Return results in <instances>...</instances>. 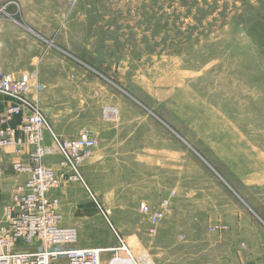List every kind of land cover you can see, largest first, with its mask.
<instances>
[{
  "label": "rangeland",
  "instance_id": "rangeland-1",
  "mask_svg": "<svg viewBox=\"0 0 264 264\" xmlns=\"http://www.w3.org/2000/svg\"><path fill=\"white\" fill-rule=\"evenodd\" d=\"M0 64L30 78L24 115L96 139L79 181L48 136L43 160L79 248L121 264H239L223 242L237 214L264 235V0H0ZM142 204L167 205L156 235Z\"/></svg>",
  "mask_w": 264,
  "mask_h": 264
},
{
  "label": "built area",
  "instance_id": "built-area-1",
  "mask_svg": "<svg viewBox=\"0 0 264 264\" xmlns=\"http://www.w3.org/2000/svg\"><path fill=\"white\" fill-rule=\"evenodd\" d=\"M28 91L30 78L23 76L16 79L4 73L0 64V93L15 101L0 116V154L11 147L16 148L18 153L24 152L25 146H31L33 150L31 166L21 162L14 164L17 174H29L24 192L15 196L0 211V264L117 263L111 260L113 256L107 260L106 249L79 248L77 229L61 225L59 200H48V194L57 189L58 180L54 171L43 164L44 158L55 152L53 145L49 146L47 136L55 144V150L61 154L62 166L70 168L72 177L77 181L81 179L80 163L95 149L96 139L83 132L78 138L62 140L50 128L40 110L35 109L31 114L24 115L29 105L24 93ZM19 115L22 121L12 125L13 119ZM2 174L0 162V177ZM166 206L150 207L142 204L140 212L155 225L164 217ZM121 242L124 246L122 250L128 254L125 243ZM120 254L117 252L115 256Z\"/></svg>",
  "mask_w": 264,
  "mask_h": 264
},
{
  "label": "crops",
  "instance_id": "crops-1",
  "mask_svg": "<svg viewBox=\"0 0 264 264\" xmlns=\"http://www.w3.org/2000/svg\"><path fill=\"white\" fill-rule=\"evenodd\" d=\"M13 104L14 102L12 101L1 100L0 114L4 113L5 110ZM20 121V117L17 116L13 119L12 125L15 126L19 124ZM27 153V149L21 154H18L15 149L9 148L0 154V162L3 169V174L0 177V211H3V209L12 202L17 188L24 186L28 180L26 173L17 174L14 171V164L18 162L17 157L27 162ZM236 218L237 221L235 224L227 226L229 235L223 236V242L228 239L233 240L235 244L234 247L238 250V257L240 259L239 264H264V258L260 259L262 254L259 255L255 249L257 241H262L264 243V235L259 233L260 230L252 223L249 217H239V214H237ZM216 247L218 250V246ZM210 250L214 251L212 248H210Z\"/></svg>",
  "mask_w": 264,
  "mask_h": 264
},
{
  "label": "bare ground",
  "instance_id": "bare-ground-1",
  "mask_svg": "<svg viewBox=\"0 0 264 264\" xmlns=\"http://www.w3.org/2000/svg\"><path fill=\"white\" fill-rule=\"evenodd\" d=\"M88 135H90L88 132H86ZM90 136H92V135H90ZM93 137V136H92ZM11 148H13V147H11ZM7 149H9V148H7ZM7 149H5V150H7ZM16 149V148H15ZM16 152H17V149H16ZM18 153V152H17ZM18 154H21V153H18ZM18 163V162H17ZM15 171V170H14ZM159 206H161V205H159ZM159 206H157V207H159ZM143 214V213H142ZM144 215V214H143ZM146 216V215H145ZM147 218H148V220H149V222H150V224L155 228V229H153V230H151V232L153 233V234H157V232H158V226H159V224H160V222L162 221V218L160 219V221H159V223L158 224H152L151 223V221H150V219H149V217L148 216H146Z\"/></svg>",
  "mask_w": 264,
  "mask_h": 264
}]
</instances>
